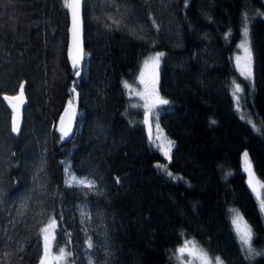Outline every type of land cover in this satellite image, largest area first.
Returning <instances> with one entry per match:
<instances>
[{
	"label": "trees",
	"instance_id": "1",
	"mask_svg": "<svg viewBox=\"0 0 264 264\" xmlns=\"http://www.w3.org/2000/svg\"><path fill=\"white\" fill-rule=\"evenodd\" d=\"M66 2L0 0V262L37 264L53 217L67 264H179L171 250L186 238L223 264H264V217L241 161L247 150L264 181V0H83L75 67ZM246 20L250 78L232 58ZM150 50L164 54L158 90L168 103L156 118L169 158L123 87ZM20 86L27 104L14 136L2 94ZM71 97L77 123L63 140L57 120ZM65 163L96 187L67 182ZM229 206L259 255L244 253Z\"/></svg>",
	"mask_w": 264,
	"mask_h": 264
},
{
	"label": "rangeland",
	"instance_id": "2",
	"mask_svg": "<svg viewBox=\"0 0 264 264\" xmlns=\"http://www.w3.org/2000/svg\"><path fill=\"white\" fill-rule=\"evenodd\" d=\"M245 25L248 28L247 20L241 26L240 37L235 43V48L232 53V58L234 60L235 66L239 74H241L244 77L250 78L252 77V72H253L252 53H251V65H250L251 75L249 76L247 72L244 70L245 64L247 62L248 54L245 52L244 48L240 46L244 42L243 33H244ZM248 32H249V28H248ZM248 41H249L248 46L250 47V51H251L249 36H248ZM156 53H161V52L158 50H150L144 53V55L140 59L136 73L132 78H125L123 80V87L129 98L130 109L136 106L137 108L141 109L142 114L146 111L150 112V118L152 122V134L150 141L153 145H156L159 148V150L166 158H169L171 151V147L169 150V142H171V146H172V141L165 135L163 129L159 125L156 118L157 109L161 104L160 101L164 100L163 98L160 97L158 90L160 60H159V64L156 65L152 63L150 59L151 57H154ZM237 86L239 87V90H237ZM231 94L234 99V104L237 109V112L241 114L242 85L236 79H233L231 82ZM69 102L74 103V99L71 97V99H69ZM165 153H167V155H165ZM245 153H247V157H245L244 155ZM241 161H242L243 170H246L251 165L250 157L247 150H244L242 152ZM64 168H65L67 182L72 184H77L78 180L85 181V184L91 182V179L89 177L76 174L69 166H67V164L66 166H64ZM259 183H260V189L253 191V194L258 204V207L261 210L264 217V206H262L264 205V181L259 179ZM228 208H229V217L233 229L235 231V234L237 236V239L240 242L244 253L248 256V251H247L248 245L244 244L241 237L244 234L245 226H247V228H250V226L238 208H236L235 206H229ZM237 216H239L240 219H238L237 223L234 224L233 221L234 219L237 218ZM54 231H55V220L53 217H49L46 219V221L43 223V225L40 228V234L42 238V252L37 264H40L42 258L45 259L46 264H67V255H68L67 250L64 247L56 249L53 246ZM46 235L48 237L47 249H45ZM250 244H251V248L254 249L255 253H257L258 250L252 244V237ZM60 249L64 250L63 254L60 252ZM262 251H264V247L262 248ZM171 256L179 264H219L220 263L218 257L211 256L195 240L191 238H186L180 244L176 245L171 250Z\"/></svg>",
	"mask_w": 264,
	"mask_h": 264
},
{
	"label": "water",
	"instance_id": "3",
	"mask_svg": "<svg viewBox=\"0 0 264 264\" xmlns=\"http://www.w3.org/2000/svg\"><path fill=\"white\" fill-rule=\"evenodd\" d=\"M73 4L74 0H67L66 8L69 17V32H68V46L67 51L68 55L71 59L76 56H79V65L83 59L84 52V38H83V0H80V7L76 9L79 17V27H78V38L77 41L73 39ZM20 97L19 99H15V97ZM7 97V99L5 98ZM2 99L6 106L11 111V119L10 126L11 131L12 127L15 123L18 126L19 131L13 132L14 136H18L21 130L22 122H23V109L27 104V97L23 88L21 95V86L18 88L15 93H4L2 94ZM77 123V109L73 102H68L63 107L62 111L59 114L57 120V130L61 134L63 140H68L72 137L75 131ZM143 123L145 126V131L148 138H151L152 134V122L150 118V112L146 111L143 113ZM67 133L65 136L64 133ZM246 183L252 191H256L260 189L259 177L255 172V169L252 165H250L246 170H244Z\"/></svg>",
	"mask_w": 264,
	"mask_h": 264
},
{
	"label": "snow or ice",
	"instance_id": "4",
	"mask_svg": "<svg viewBox=\"0 0 264 264\" xmlns=\"http://www.w3.org/2000/svg\"><path fill=\"white\" fill-rule=\"evenodd\" d=\"M79 7H80V0H74V4H73V9H74L73 10V39H74V41H77V38H78L79 17H78V12L76 11V9H78ZM243 35H244V42L240 46L243 47L245 52L248 54V58H247V62L245 64L244 70L250 76L251 75V67H250V65H251V51H250V47L248 46L249 45V41H248L249 32H248V28L246 25L244 28ZM163 55H164L163 53H156V55L154 57H151L150 59H151L152 63L158 65L160 57ZM78 63H79V56H76L73 58V66L75 67ZM76 74L80 75L79 71H77ZM237 90H239L238 86H237ZM22 91H23V86H21V95H22ZM5 98L7 99V97H5ZM19 98H20L19 96L15 97V99H19ZM160 103L161 104H167L168 101L161 100ZM12 131L13 132L19 131V128H18V126L15 125V123L12 127ZM64 135L66 136L67 133L65 132ZM170 147H171V142H169V150H170ZM165 155H167V153H165ZM244 155H245V157H247V153H245ZM169 175H171V174L169 173ZM77 184L83 185V184H85V181L78 180ZM88 187L90 189L95 188L96 187L95 182L94 181L88 182ZM262 206H264V205H262ZM238 219H240L239 216H237V218L234 219L233 223L236 224ZM238 230H239V228H238ZM241 239L243 240L244 244L248 245L247 251H248V257L249 258H251L253 255H259L260 254V253H255L254 249L251 248V244H250L251 229L247 228V226H245V231H244V234L241 237ZM47 240H48V237L46 235L45 236V249H47ZM89 247H91V244H89ZM60 252L63 254L64 250L60 249ZM0 264H2V262H0ZM40 264H46L45 259L42 258ZM89 264H92L90 258H89ZM220 264H223V262L221 261Z\"/></svg>",
	"mask_w": 264,
	"mask_h": 264
}]
</instances>
